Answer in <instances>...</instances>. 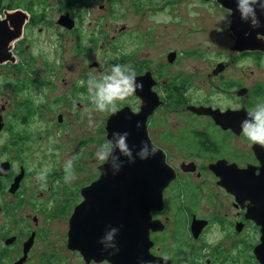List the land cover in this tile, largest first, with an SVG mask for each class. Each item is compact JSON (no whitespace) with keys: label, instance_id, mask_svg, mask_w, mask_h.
<instances>
[{"label":"flooded vegetation","instance_id":"1","mask_svg":"<svg viewBox=\"0 0 264 264\" xmlns=\"http://www.w3.org/2000/svg\"><path fill=\"white\" fill-rule=\"evenodd\" d=\"M13 1H0V22L15 28L20 17L16 21L7 13L18 10L28 18L24 20L22 36L12 44L16 60L0 63V77L9 82L11 98L0 109V124H4L0 132V264H126L106 258L95 260L68 246L74 218H88L84 213L88 208L81 213L77 209L92 202L81 190L100 178L104 164L95 167L92 157L86 159V164L73 160L74 176L80 174L85 181L66 182L63 163L68 158L69 143L64 137L72 131V114H83L79 111L83 108L80 95H84V101H91L81 81L93 71L102 72L99 64H83L82 79L73 75L66 81L62 78L66 65L61 61L40 62V67L21 56L25 43L27 50L34 48L33 32L29 30L37 28L43 44L47 48L52 45L55 53L64 44L71 45L73 53L85 52L95 44L94 30L86 32L87 25L81 23L84 19L77 13H31L28 3L32 0L27 1L28 8H3ZM136 3L138 0H130L122 6L123 23L116 33L126 36L133 24L140 23ZM66 16L69 23L62 22ZM105 16L101 15V20ZM87 20L93 26L97 21ZM106 29L114 30L109 25ZM104 31L99 30V34ZM233 39L235 44V36ZM234 44L228 48V57L209 65V72L206 62H182L176 51H170L166 61L141 57L129 62L141 84L138 90L148 97V104L135 90L120 100L114 112L104 111L93 131L81 139L82 147L102 143L110 136L109 119L121 110L131 115L135 127L139 122L140 129L145 122L137 115L146 105L153 107L157 103L146 119L144 141L157 146L156 163L163 160L175 173L174 178L163 193H123L115 199H109L111 193H106L103 202L107 210L108 206L119 207L104 213L108 223L122 231L126 227L125 210L144 216L149 248L139 246V253L147 255L151 264H260L255 249L261 243L262 231L253 210L257 206L264 209V146L249 142L239 125L248 110L264 102V49L239 51ZM170 53H177L172 61L168 60ZM196 53L191 51L190 55ZM254 64L259 70L256 76ZM243 65L247 67L245 71L239 68ZM67 69L71 73L73 68ZM16 70L21 71L17 74ZM238 70H242L241 74ZM15 98L19 99L15 102ZM7 103L11 104L10 110ZM197 108L213 112L198 113ZM40 122L44 123L43 130H30ZM34 134H40V140L47 141V135L53 139L33 151ZM37 154L43 155V161L32 172L26 161ZM40 171L46 173L44 187L35 179ZM80 238L85 240L86 235ZM243 253L240 257L244 259L239 260Z\"/></svg>","mask_w":264,"mask_h":264},{"label":"rangeland","instance_id":"2","mask_svg":"<svg viewBox=\"0 0 264 264\" xmlns=\"http://www.w3.org/2000/svg\"><path fill=\"white\" fill-rule=\"evenodd\" d=\"M129 2L130 0L128 2L125 0H82L83 6H78L75 9V4H77L75 0H32V3H28L31 6L29 11L31 13L58 15L66 11L79 14L80 18L84 19L81 23L87 25L84 28L87 29L86 32L94 30L95 44L89 46L83 53H73L72 46L64 44L62 49L58 48L57 53H55L52 51V45H48L47 48L43 44L44 38L42 35H37L39 31L36 28L29 30L33 32L31 38L35 40V42H32L34 48L30 47V50H27L28 43H25L22 48L24 49L21 54L22 58L25 57L26 60L30 61L32 59L39 66L40 62L61 61L66 65L62 78L69 81L73 78V75L78 80L82 79L81 66L85 63H91L92 65L98 63L100 69L104 72L108 70L112 63L129 64V62H134V60L141 57V59L153 62L166 61L167 54L170 51H176L179 60L182 62H206L209 72V65L229 56L228 48L234 44V34L230 31L229 24L224 21V18L229 17L231 21L232 11L225 8L218 0H138V4L135 5H138L141 14L136 19L140 23L133 24V28H130L125 36V34L116 33L115 30L123 23L121 19L122 6L124 4L128 5ZM4 3L6 4V2ZM26 3L21 0H14L12 3L7 2L3 8L6 6L28 8L29 5ZM127 11L129 12L130 9ZM104 14L106 18L104 17L105 19L101 20L100 16ZM87 19H96L95 26L88 24ZM125 21L129 25V18ZM108 25L113 27L114 30L106 29ZM104 29V34L100 35L99 30ZM81 34H84V32H81ZM113 36L116 37L113 38ZM83 39V47H86L87 37L84 36ZM182 51L184 54L181 57L179 52ZM191 51L197 53L190 55ZM68 67L73 68L71 73H69ZM253 67L256 70V76L259 74L258 66L254 64ZM239 68H243V71L247 69L246 65ZM7 70L5 69L9 73ZM19 72V70H16L17 74ZM241 72L242 70H238L239 74ZM93 74H97V72L93 71ZM12 82L15 81L12 80ZM8 86L9 82L0 77V109L7 100L11 99L8 96ZM80 96L79 100L83 108H79V111L83 114H72V131L67 132L64 141L69 143L67 157H73V160L79 159V164H86V159L90 160L92 157L95 160L94 153L97 144L82 147L81 139L87 132L91 133L93 131L94 126L101 121L104 112L97 111L91 101H84V95ZM18 99L15 98L14 101L16 102ZM119 103L120 100L117 101V104ZM10 107L11 104L7 103V110H10ZM15 109H18L16 105ZM73 111H75V108ZM49 125L47 121L46 126ZM43 126V122L36 123L32 125L30 130H43ZM16 131H18V127ZM39 135L34 134L36 143L31 147L33 151L43 147L44 145L41 143H51L53 139L52 136L48 137L47 135V141L40 140L38 139ZM68 135H70L69 139H67ZM57 136L59 137L58 133ZM89 153H92V155L89 156ZM57 157V160H60L61 155L58 154ZM62 157H65L64 154H62ZM42 161L43 155L37 154L26 162L29 163L31 171L35 172ZM97 164L95 160L94 166L96 167ZM72 181L78 183L85 180L84 177L78 174V176H74ZM240 256H244V253L239 254V260H243L244 257Z\"/></svg>","mask_w":264,"mask_h":264},{"label":"water","instance_id":"3","mask_svg":"<svg viewBox=\"0 0 264 264\" xmlns=\"http://www.w3.org/2000/svg\"><path fill=\"white\" fill-rule=\"evenodd\" d=\"M218 1L222 3L225 8L232 11L229 27L236 39L235 48L239 51L263 50L264 14L257 12L260 26L253 28L249 23L241 21L239 13L236 10V0ZM7 15L10 19H16V21H18L20 17V20L13 29H9L4 25V22H0V63L16 60L11 50L12 44L22 36V26L24 20L28 18L27 14L21 10L9 12ZM62 22L69 23L70 20L66 16L62 18ZM175 54L176 53H170L168 55V60L172 61ZM93 66H97V64ZM136 90L138 94L143 96L145 103L148 104V97H146L144 93H141L140 89ZM156 106L157 103H155L153 107L146 105L137 116H142L146 124L148 115L153 112ZM196 111L201 113L212 110L210 108H197ZM130 119L131 115L125 110L115 112L108 121L107 129L110 135L114 130L128 131L129 145H135L138 149L139 143L144 141L145 124L139 129L135 127V124H131L132 120ZM3 127L4 124L1 123L0 132ZM156 156L155 154L145 160L137 158L131 164L127 163L125 160L124 165L115 175L112 174L107 164L100 167V178L81 190V193H85V199L92 200V202L83 203L81 207L77 209L78 213H81L88 208L89 210L84 211V213L88 214V218L82 219L81 217L78 221L77 218H74L72 221L68 242L70 249H78L86 257L95 260H105L106 258L112 262L126 264H145V262L150 261L147 255H140L139 253V246L146 248V250L149 248V244H147L148 225L146 224L144 216L134 210H125L126 227L123 231L117 227L118 233L114 239L116 248L104 249L99 243V240L106 228L114 227L108 223L109 218L105 215L104 211L108 212L115 208L119 210V207L114 205L108 206L109 210L106 209V205L103 203L106 193H111L109 199L119 198V195L123 193H126V195H128L127 193H163L164 189L170 184L175 173L173 174L163 160H159L157 164L154 159ZM253 212L254 219L261 227L262 231L261 243L256 247L255 255L260 264H264L263 206H257ZM83 234L86 235L85 240L80 238Z\"/></svg>","mask_w":264,"mask_h":264},{"label":"clouds","instance_id":"4","mask_svg":"<svg viewBox=\"0 0 264 264\" xmlns=\"http://www.w3.org/2000/svg\"><path fill=\"white\" fill-rule=\"evenodd\" d=\"M236 10L241 21L247 22L251 27L260 26L257 12L264 14V0H236ZM224 21L231 23L229 17ZM85 83L89 93V99L94 108L99 112L116 110L117 101L133 93L141 87L136 80V70L130 64L116 62L112 63L107 71L89 75ZM139 127V122H137ZM240 131L251 143L264 146V102L257 103L252 109L248 110L244 118L240 121ZM128 131H113L95 149L94 157L97 163L107 164L112 174L115 175L127 163H133L137 158L145 160L155 155L157 146L151 142L141 141L139 148L128 143ZM123 158V159H122ZM3 171V169H0ZM64 180L71 181L74 178L73 157H68L63 163ZM35 179L41 182L44 187L46 173L40 171L36 173ZM118 233L117 227H108L100 237L99 243L104 249L116 248L114 239ZM145 264H151L150 261Z\"/></svg>","mask_w":264,"mask_h":264},{"label":"trees","instance_id":"5","mask_svg":"<svg viewBox=\"0 0 264 264\" xmlns=\"http://www.w3.org/2000/svg\"><path fill=\"white\" fill-rule=\"evenodd\" d=\"M21 1H23L24 3H26V1H28V0H21ZM30 1V0H29ZM28 1V2H29ZM75 2L78 4V6H83V4H82V0H75ZM16 7V6H15ZM21 71V70H20ZM21 86V85H20ZM22 91V90H21Z\"/></svg>","mask_w":264,"mask_h":264}]
</instances>
